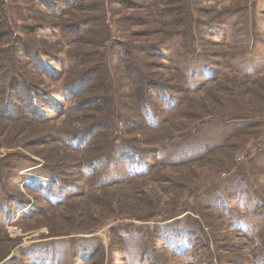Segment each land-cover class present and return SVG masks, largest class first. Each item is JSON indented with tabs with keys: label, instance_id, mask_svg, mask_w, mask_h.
Returning <instances> with one entry per match:
<instances>
[{
	"label": "rangeland",
	"instance_id": "rangeland-1",
	"mask_svg": "<svg viewBox=\"0 0 264 264\" xmlns=\"http://www.w3.org/2000/svg\"><path fill=\"white\" fill-rule=\"evenodd\" d=\"M46 1L9 2L0 264H264V0Z\"/></svg>",
	"mask_w": 264,
	"mask_h": 264
},
{
	"label": "trees",
	"instance_id": "trees-1",
	"mask_svg": "<svg viewBox=\"0 0 264 264\" xmlns=\"http://www.w3.org/2000/svg\"><path fill=\"white\" fill-rule=\"evenodd\" d=\"M54 2V3H57V2H61L62 4H64V5H66L67 7H69V9H73V10H75L77 7H74L75 6V1H77V0H47L46 2L47 3H50V2ZM9 2H10V0H0V43H1V45H3V49H1L0 50V57H2L3 55H5L6 56V54H8L9 53V50H7L8 49V47L7 46H9L11 43H13V40L15 39H17L18 40V38H16V36L15 35H13L14 34V32L12 31V30H14V27H13V29L12 28H9L11 25H12V23H13V19H12V17H11V15H10V13H9ZM71 10H68L67 11V13H69ZM172 10V9H171ZM171 10H170V12H171ZM55 11V13H58L57 12V10H54ZM177 12V14L178 15H183V10H182V8L180 7L179 8V5H178V7H174L173 8V12ZM190 13V12H189ZM189 13L188 12H186V14H188V19H185V16H184V20L185 21H183L182 20V26H184L186 29V32L188 31V32H190V30H191V27H192V23H193V18L192 17H190L189 18ZM61 16H63L64 17V15L65 14H60ZM169 16H171V15H169ZM63 17H61V18H63ZM21 20L22 21H25V18H23V16H21ZM183 23H185V24H183ZM89 24V22H81L79 25L77 24H75V25H70V28H75V30H80L81 29V26H84V25H88ZM65 27V26H64ZM185 32H183V33H181L180 34V36H182V35H185L184 34ZM14 36V37H13ZM18 37V36H17ZM13 39V40H12ZM82 40V38L81 39H79L78 40V42H80ZM77 41V40H76ZM73 42H75V41H73ZM19 49V48H18ZM26 51V52H25ZM36 52V51H35ZM19 54V56H22V55H28L29 54V49L27 48V47H25V48H23V49H21V51L19 50V52H18ZM42 52L40 53L39 51L37 52V54H35L34 53V56H33V58H43V56H42ZM47 54V53H46ZM9 55H10V53H9ZM44 55V54H43ZM12 56V61H15L14 59H16V60H18L19 61V59H18V56H16V54H12L11 55ZM16 57V58H15ZM83 57V55L82 56H80V58H79V60L81 61L82 58ZM20 58V57H19ZM34 60V59H33ZM36 61L34 60V63H35ZM33 63V64H34ZM18 65H20V64H18ZM128 67H130V66H128ZM44 68V67H43ZM136 70H137V68L136 69H133V68H129V73H130V75H134V73H136ZM138 71V70H137ZM4 72H7V71H4ZM13 72V71H12ZM95 72V70H91V71H89V72H87V73H85L84 74V76L82 77H80V75L78 76V78H77V80H75V81H77L75 84L76 85H78V84H81L83 81H86L87 79H88V76H89V74L90 73H94ZM8 73V72H7ZM6 73V74H7ZM95 74V73H94ZM91 75V74H90ZM93 77H95V75H93ZM9 113H10V115L12 114L13 116L14 115H16L15 113L16 112H14V110H10L9 111ZM37 113L35 112V110H33L32 112H31V115H30V113H29V115L32 117V119H34V120H39V119H41L42 118V115H40V114H37ZM41 121V120H40ZM90 134V133H89ZM91 135V134H90ZM73 137H77L78 138V140H80V142H82V140H84V139H86L85 137H86V133H81V134H79L78 136L76 135V136H73Z\"/></svg>",
	"mask_w": 264,
	"mask_h": 264
}]
</instances>
